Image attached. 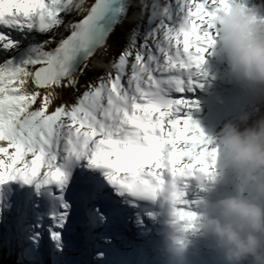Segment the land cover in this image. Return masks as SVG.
<instances>
[{"label":"snow or ice","instance_id":"obj_1","mask_svg":"<svg viewBox=\"0 0 264 264\" xmlns=\"http://www.w3.org/2000/svg\"><path fill=\"white\" fill-rule=\"evenodd\" d=\"M236 4L140 0L127 45L105 63L96 57L131 0H0V218L28 264H44L42 237L52 264H74L81 226L103 247L122 205L163 197L177 222L193 226L185 181L213 179L218 149L185 115V94L199 86L217 19ZM73 13L86 14L66 22ZM94 68L100 74L81 85ZM66 89L80 93L75 102L52 108ZM99 256L97 264H131L115 251Z\"/></svg>","mask_w":264,"mask_h":264},{"label":"clouds","instance_id":"obj_2","mask_svg":"<svg viewBox=\"0 0 264 264\" xmlns=\"http://www.w3.org/2000/svg\"><path fill=\"white\" fill-rule=\"evenodd\" d=\"M216 23L221 34L213 55L226 57L232 73L264 87V18L258 11L236 4L221 13ZM245 114L240 123H226L219 133L221 146L211 140L215 155L214 183H221L231 171L242 178L253 195H222L205 202V211L196 219L198 227L216 240L227 264H264V116L251 124ZM202 179L201 181H203ZM176 231L180 223H173ZM168 264H184L183 249H171Z\"/></svg>","mask_w":264,"mask_h":264},{"label":"bare ground","instance_id":"obj_3","mask_svg":"<svg viewBox=\"0 0 264 264\" xmlns=\"http://www.w3.org/2000/svg\"><path fill=\"white\" fill-rule=\"evenodd\" d=\"M138 0H131L132 5L134 6V3ZM236 1V0H235ZM94 0H86V3L90 6ZM134 13L133 7L129 10V16ZM86 13H80L76 14L73 13L70 16L65 17V21L68 22L70 20H79L83 18V15ZM126 22V21H125ZM125 22L124 25L117 26V28L114 30V32L109 36L108 39V47L107 52L105 53L103 50L98 54L96 57V60H102L105 63H107V55L111 54V52H114L115 50H118L121 46L123 41L125 40L126 36V30H125ZM218 35L216 36V40L218 39V36L221 34V28L217 24L215 30ZM60 32L63 33L64 36H67L69 33L64 30V27L61 26ZM59 35H57V40L59 39ZM54 46V45H53ZM213 45L210 47L207 52L205 53V62L202 65L201 68V76H199L198 84L200 83H206L209 85V89L207 90L210 92L209 94L206 93L207 91L202 90L201 87H196L191 92L195 93L196 96H193L190 98V95L188 97V100L190 102L189 107H187L184 112L185 115L190 117L192 121L196 123V125L204 131L207 129V131L210 130L212 127V122L214 121L213 117V109L218 105V99L222 96L219 86H223L225 83V78L227 77V73L233 74L231 71V66L226 57L222 56H215L213 55ZM210 57L212 60H210ZM95 64V61L93 62ZM100 70L93 69L92 71H89L86 76L81 77V85L87 83L89 80L93 79L95 75H99ZM75 91L71 89H66L61 93L62 101L58 100L53 105L52 108L55 106H58L61 102H67V103H74L76 99ZM217 95V97H216ZM50 110H52L50 108ZM225 110L231 111L232 108H227ZM224 109L222 111L220 121L223 122L228 115L229 112H226ZM233 114L230 113L229 116H232ZM207 127V128H205ZM216 171V166H215ZM237 174L235 176L232 175L231 171H228L225 174V179L221 183H214L213 179H204V181H197L195 184H197V187L186 197L188 202V207L190 210L195 212L197 217L205 211V202L206 201H214L218 198H220L222 195H246L250 196L251 190L250 187L247 185L246 182H244L241 179H239ZM190 187V186H187ZM160 222V221H159ZM194 230L192 232L186 233L184 231L185 225L184 222H180V230L176 231L173 226L169 228L168 233L162 236H155L156 237V247L152 248V250L156 251H163L165 253L171 252V249L174 246H179L183 249V256L184 260L194 261L197 264H202L206 262L207 264H214L210 261V258L208 257L210 254L214 255L216 259L217 257L224 258V255L221 251V249L217 246L216 240L213 236L210 234H206L202 229L198 227L197 222H194ZM83 232V237L87 240L88 247L91 245L93 248V245L90 242L89 239V230L85 231L84 229L81 230ZM95 233H98L96 230H94ZM79 233V230H76L75 236ZM8 236V231H7ZM74 236V239H75ZM9 242H11L10 246H14L13 250L9 248V251H5L3 255V259L6 263L3 264H12V261H14L15 256H18V252H20V248H18V244L11 240L8 236ZM117 245H120L118 241ZM18 246H17V245ZM45 249L47 251L48 256H51L49 253L50 243H48L47 239L44 243ZM77 250L81 252V249L78 245V243L74 242V246ZM84 251L79 253L80 255H84V257H88L91 253V249L87 247H83ZM113 248V247H112ZM118 248V247H117ZM8 250V249H7ZM116 249L113 248V251ZM122 251V249H120ZM119 251V249H118ZM2 254V251H1ZM9 254V255H7ZM225 260V259H224ZM224 263V262H221ZM219 262V264H221Z\"/></svg>","mask_w":264,"mask_h":264},{"label":"rangeland","instance_id":"obj_4","mask_svg":"<svg viewBox=\"0 0 264 264\" xmlns=\"http://www.w3.org/2000/svg\"><path fill=\"white\" fill-rule=\"evenodd\" d=\"M250 0H236V3L241 4L242 6L246 7L248 6ZM161 3H165L166 0H160ZM140 0L134 3L133 10L134 13L128 17V19L125 22V30H126V36L125 40L122 43V46L115 50L114 52H111V54L107 55L106 59L107 62L110 61L113 57H118L119 54L123 51L124 47L128 43L129 33L131 28L134 26V24L137 22L133 19L134 16H138L139 13V5ZM146 22V17H145ZM48 35H51L49 33ZM142 42V40H141ZM227 77L225 78V83L223 86H219L220 92L222 94L221 97L218 99V105L213 109V117L214 121L212 122V127L209 131L207 129L204 131V135L208 137L210 140H216L217 148L219 149L221 146V141L219 139V133L223 129L226 123L232 122L236 124V122L240 121V117L243 115H247L250 117L251 114L254 113V107L255 105L252 103V101L249 99V85L252 83L239 78L235 76L234 74L227 73ZM256 84H253L254 86ZM84 91V88H80V93ZM80 93H75L76 96H78ZM210 92H208L209 94ZM217 97V95H216ZM227 108H232L233 110L228 111L225 110ZM223 109L226 112H229L226 116L225 120L223 122L220 121V117L222 114ZM232 113V116H229V114ZM207 128V127H205ZM232 175L235 176V173L232 172ZM241 179V178H239ZM251 190V189H250ZM253 193L251 191L250 196H252ZM6 227L4 228L2 225H0V264L6 263L3 259V255L6 254V251H9L10 247L13 250L14 246H10L11 242H9V239L6 236ZM118 241L122 243V249H123V257L127 258L131 264H134L137 260V256L139 257L140 263L143 262V260H147L148 264H168L169 255H166L165 252H159L156 250H151L150 255H147L144 253H139V249L136 248L134 251L126 250L125 245L123 246V242L118 238ZM17 245V244H16ZM18 246V245H17ZM18 248H20L18 246ZM8 249V250H7ZM21 250V249H20ZM2 251V254H1ZM5 251V254L4 252ZM79 253H81L79 250H76L75 248L72 249L68 253V257L74 261V264H96L97 263V256L96 254L92 253L88 257L81 256ZM18 256H15L14 261H12V264H28V261L26 258H22L21 251L17 253ZM9 255V254H7ZM6 256V255H5ZM84 257V259H83ZM210 258V261L214 264H219V262H224L221 264H227L226 260L222 257H217L216 259L214 255L210 254L208 256ZM44 264H52V257L48 256L47 254L43 253L42 255ZM160 261V262H159ZM11 264V263H10ZM184 264H197L194 261L184 260ZM202 264H207L206 262Z\"/></svg>","mask_w":264,"mask_h":264},{"label":"trees","instance_id":"obj_5","mask_svg":"<svg viewBox=\"0 0 264 264\" xmlns=\"http://www.w3.org/2000/svg\"><path fill=\"white\" fill-rule=\"evenodd\" d=\"M248 8L257 10L260 18H264V0H250ZM252 89L253 90H251V94L249 96L255 107L253 110L254 113L249 117V124L260 118L261 116H264V87L255 85V88ZM239 123L240 121L236 122V124ZM243 264H252V258H247L243 262Z\"/></svg>","mask_w":264,"mask_h":264},{"label":"water","instance_id":"obj_6","mask_svg":"<svg viewBox=\"0 0 264 264\" xmlns=\"http://www.w3.org/2000/svg\"><path fill=\"white\" fill-rule=\"evenodd\" d=\"M94 3V2H93Z\"/></svg>","mask_w":264,"mask_h":264}]
</instances>
